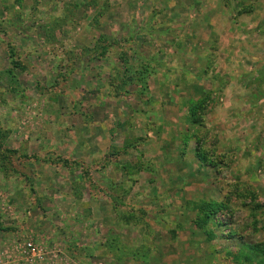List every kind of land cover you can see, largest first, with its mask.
I'll return each mask as SVG.
<instances>
[{
    "label": "rangeland",
    "instance_id": "rangeland-1",
    "mask_svg": "<svg viewBox=\"0 0 264 264\" xmlns=\"http://www.w3.org/2000/svg\"><path fill=\"white\" fill-rule=\"evenodd\" d=\"M82 124L118 145L68 159ZM17 210L0 264H264V0H0Z\"/></svg>",
    "mask_w": 264,
    "mask_h": 264
},
{
    "label": "crops",
    "instance_id": "crops-1",
    "mask_svg": "<svg viewBox=\"0 0 264 264\" xmlns=\"http://www.w3.org/2000/svg\"><path fill=\"white\" fill-rule=\"evenodd\" d=\"M78 135H77V140L75 141L77 143V147L79 150L73 149L72 151H68L69 156L68 159H72V161L79 162L81 160L87 161L91 157L96 158L95 155H105L108 153V151L113 147L117 146L120 139L118 140L117 137V132L111 131L112 135L108 136L105 134L106 131L103 129L95 131V133L92 135L87 136V128L86 124H82V126H78ZM90 131V130H89ZM110 132V131H108ZM114 132V133H113ZM32 137V136H31ZM46 142H50L49 140L46 139ZM32 144L35 145L33 142L29 144L28 147H24V149H28L31 151L32 149ZM41 147V146H39ZM81 150V151H80ZM43 151V150H42ZM41 150H38V153L40 155L32 157V155L29 154V157L27 158V163H23V169L29 170L33 173H38V181L35 184L39 188H44V186L49 185L51 187H54L53 184L55 180L58 179V177L55 174H47L49 171L50 164L48 163L49 161L43 160L45 157ZM34 158V159H33ZM40 161V164H38V160ZM53 167V165H52ZM69 175V174H68ZM67 176V175H66ZM70 176V175H69ZM22 178L20 179L21 182ZM4 192L8 195L9 200L11 201V205H14L16 208L18 207L17 202H24V194L21 193V187H20V182L17 183L15 180H6L4 179ZM48 187H45V189ZM28 200L26 199L25 202ZM9 202H6L7 204ZM22 205V204H21ZM10 207V206H9ZM17 212V214H16ZM24 217V216H23ZM1 218V228L3 229L0 233V239L2 240H8V239H14L16 238L21 231V224L23 222L21 216L18 213V210L15 211L14 216H10L9 214H5L4 212H1L0 214ZM14 228L16 231H13ZM8 231V232H5ZM9 241V240H8ZM7 243V242H6ZM3 247L5 246V244Z\"/></svg>",
    "mask_w": 264,
    "mask_h": 264
},
{
    "label": "built area",
    "instance_id": "built-area-1",
    "mask_svg": "<svg viewBox=\"0 0 264 264\" xmlns=\"http://www.w3.org/2000/svg\"><path fill=\"white\" fill-rule=\"evenodd\" d=\"M27 246L29 248L30 254L32 252V254L35 255L36 254V251H37V248L32 243H28Z\"/></svg>",
    "mask_w": 264,
    "mask_h": 264
},
{
    "label": "trees",
    "instance_id": "trees-1",
    "mask_svg": "<svg viewBox=\"0 0 264 264\" xmlns=\"http://www.w3.org/2000/svg\"><path fill=\"white\" fill-rule=\"evenodd\" d=\"M209 214L206 216V220L205 222L211 217V215H213V210H211L210 212H208Z\"/></svg>",
    "mask_w": 264,
    "mask_h": 264
}]
</instances>
